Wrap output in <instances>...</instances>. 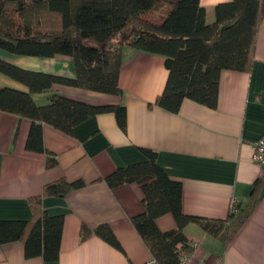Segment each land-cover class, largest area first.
<instances>
[{
    "label": "crops",
    "instance_id": "crops-1",
    "mask_svg": "<svg viewBox=\"0 0 264 264\" xmlns=\"http://www.w3.org/2000/svg\"><path fill=\"white\" fill-rule=\"evenodd\" d=\"M232 0H200L206 23L214 21V7ZM0 58L22 69L73 78L69 57ZM168 77L164 57L123 49L119 73L121 96L54 85L36 95V104L50 93L90 105H122L126 131L112 113L95 115L74 128L72 135L48 125L42 128L45 153L26 149L30 121L0 112V220H28L31 201L63 216L58 259L26 258L21 242L0 245V264H145L152 256L131 219L144 211L137 184L109 188L104 178L117 168L145 159L140 149L156 154L158 165L182 188L181 209L186 215L226 220L233 201L246 206L247 219L226 244L196 224L183 228L194 245L188 264H264V164H255L252 145L264 135V13L255 35L254 54L247 72H220L216 105L182 101L171 113L155 105ZM11 87L20 88L18 84ZM56 164L46 166L48 155ZM64 180L82 186L64 196H42L45 184ZM106 225L120 250L96 236L81 239L84 226ZM161 231L176 228L172 215L156 219Z\"/></svg>",
    "mask_w": 264,
    "mask_h": 264
},
{
    "label": "trees",
    "instance_id": "trees-1",
    "mask_svg": "<svg viewBox=\"0 0 264 264\" xmlns=\"http://www.w3.org/2000/svg\"><path fill=\"white\" fill-rule=\"evenodd\" d=\"M264 13V0H232L214 7V21L206 23L200 0H0V53L53 58L69 57L74 77L67 78L22 69L0 58V74L22 88L0 86V112L30 121L26 149L45 153L42 128L48 125L72 135L83 121L112 113L118 128L126 131L122 105H90L50 93L38 105L34 97L54 85L121 96L119 73L123 49L164 57L168 77L155 105L176 113L183 100L206 107L216 105L221 71L247 72L254 54L255 35ZM157 16L156 21L143 19ZM24 87V88H23ZM145 159L117 168L104 178L109 188L137 184L143 213L131 223L152 256L154 264H180L182 253L192 251L183 228L196 224L226 244L247 219L255 203L231 208L228 219L186 215L181 209L182 188L158 165L156 154L140 149ZM56 164L48 155L46 166ZM81 182L59 180L45 184L42 196H64ZM41 196L31 201L28 220H0V245L21 242L26 258L45 262L58 259L63 216L49 215L40 207ZM170 214L176 228L161 231L156 219ZM81 239L96 236L121 249L106 225L82 227Z\"/></svg>",
    "mask_w": 264,
    "mask_h": 264
},
{
    "label": "built area",
    "instance_id": "built-area-1",
    "mask_svg": "<svg viewBox=\"0 0 264 264\" xmlns=\"http://www.w3.org/2000/svg\"><path fill=\"white\" fill-rule=\"evenodd\" d=\"M251 159L257 165L262 166L264 164V135L252 145ZM232 203H233V205H232V207H233L234 204H236L235 200ZM191 246H192V248H194L193 244H191ZM191 252L181 254L180 264H188L189 263ZM145 264H154V262L150 261V262H146Z\"/></svg>",
    "mask_w": 264,
    "mask_h": 264
},
{
    "label": "rangeland",
    "instance_id": "rangeland-1",
    "mask_svg": "<svg viewBox=\"0 0 264 264\" xmlns=\"http://www.w3.org/2000/svg\"><path fill=\"white\" fill-rule=\"evenodd\" d=\"M156 17H157V16L152 17V16H150V15H144L143 19L150 20V21H156V20H157ZM11 84H17V83L14 82V81H12V80H10V79H8V78L5 77L4 75L0 74V86H2V87H4V86H6V87H11V86H9V85H11ZM18 85H19V84H18ZM20 86H21V85H20ZM20 88H22V87H20ZM23 88H24V87H23Z\"/></svg>",
    "mask_w": 264,
    "mask_h": 264
}]
</instances>
